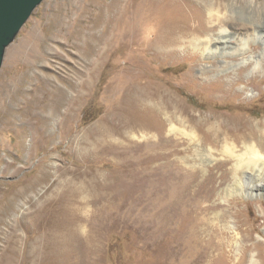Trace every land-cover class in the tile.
<instances>
[{
	"label": "rangeland",
	"instance_id": "1",
	"mask_svg": "<svg viewBox=\"0 0 264 264\" xmlns=\"http://www.w3.org/2000/svg\"><path fill=\"white\" fill-rule=\"evenodd\" d=\"M112 1L42 0L5 50L0 67V264H154L151 255L134 246L130 231L102 224L108 211L95 203L99 184L111 182L104 178L112 171L115 158L106 152L130 140H141L127 130L113 135L103 128L109 105L104 94L108 79L99 80V61L105 57L98 59L94 49L108 46L97 39L105 26L99 11L112 15L114 9H107ZM133 1L135 5L140 2ZM211 1L218 5V0ZM224 1L230 3L231 10L219 14L241 23L242 32L244 26L251 27L254 12L245 9L244 0ZM153 22L149 29L136 31L137 35L149 39L157 28ZM184 38L173 46L182 58L159 64L158 71L168 79L171 92L202 117L226 112L264 123V72L246 66L244 52L231 49V45L227 51L208 55L190 44L192 38ZM107 39L112 42L110 34ZM253 54L258 55V49ZM151 64L152 68L156 65ZM97 84L100 90L87 100ZM35 87L36 92L32 91ZM223 94L227 96L222 101L213 98ZM217 121L214 118L204 130L210 140L201 132L200 147L197 133L194 131L190 141L179 132L186 126L175 122L171 135L179 142L170 146L169 161L179 174H195L197 183L206 181L205 186L212 190L201 205L210 207L207 216L225 231L221 235L225 245L222 258L234 264L237 254L244 253L245 211L248 225L255 226L246 243L264 242V212L259 207L260 200L264 207V199L227 192L231 180L223 184L219 176L207 180L210 168L227 156L223 150L232 140L218 131ZM231 208L238 209L236 217ZM70 227L75 228L72 249L79 256L73 250L70 256H42L46 228L63 233ZM255 253L251 249L246 256ZM223 263V259L216 262Z\"/></svg>",
	"mask_w": 264,
	"mask_h": 264
},
{
	"label": "bare ground",
	"instance_id": "2",
	"mask_svg": "<svg viewBox=\"0 0 264 264\" xmlns=\"http://www.w3.org/2000/svg\"><path fill=\"white\" fill-rule=\"evenodd\" d=\"M243 3L245 9L254 12L251 27L244 26L243 32L240 31L243 27L241 23L231 21L226 14H219L223 9L231 10L230 3L224 0L217 1V9L211 0H140L138 5L133 0H113L107 6V9H114L112 15L104 16L105 11H99L105 26L97 39L99 43L108 44L105 49H94L98 59L105 57L99 61V80L108 79L107 85L103 84L109 104L103 128L110 134L127 130L141 140H130L106 152L115 158L112 171L103 177L111 182L98 183L95 203L102 211H108L102 216V224L111 223L119 229L130 231L134 246L151 255L154 264H216L220 259L227 264L222 258L225 245L221 235L225 231L219 230L207 216L210 207L201 205L212 195V190L207 189L206 181L197 183L195 174H179L169 161L172 153L170 146L179 142L171 135L176 129L175 122H182L186 126L179 132L190 141L197 133V145L200 147L203 145L201 132L206 134V140H210L208 132L204 130L208 123L217 118L218 126L215 127L226 139L232 140L223 150L227 156L215 162L207 180L219 176L220 184L232 181V185L226 188L227 192L235 190L244 196L264 199L263 121L255 124L244 114L226 112L210 113L206 117L198 112L195 114L194 109L171 92L166 81L168 79L164 80L158 71L163 61L182 58L173 46L182 38L190 37V44L201 47L203 53L208 55L227 51L230 49L228 45H231V49L238 48L244 52L246 66L264 72V0H244ZM181 11H185V15L174 17ZM151 20L157 26L155 33L149 39L140 38L136 31L149 29ZM109 34L112 42L107 39ZM255 42L258 46L253 45ZM255 49H258V55L253 54ZM121 59L124 60L122 63ZM152 62L156 63L154 68ZM98 89L97 84L87 100ZM223 89L221 91L225 92V87ZM36 90L35 87L32 91ZM226 96L215 95L213 98L222 101ZM77 97L72 103L76 102ZM164 130L169 133L165 135ZM240 144L241 148H237ZM228 164L231 166L223 169ZM261 201L259 207L264 212ZM230 212L235 217L239 213L238 209L232 208ZM246 213L244 253L242 250L237 256L235 254L234 264H246L247 261L249 264H264V242L246 243L255 229L251 223L248 225ZM43 226L41 230H44ZM48 228V233L43 234L42 256H70L75 228L70 227L63 233H54V229ZM236 228L239 229V225ZM251 249L256 253L246 256ZM74 255L79 256L76 252Z\"/></svg>",
	"mask_w": 264,
	"mask_h": 264
},
{
	"label": "water",
	"instance_id": "3",
	"mask_svg": "<svg viewBox=\"0 0 264 264\" xmlns=\"http://www.w3.org/2000/svg\"><path fill=\"white\" fill-rule=\"evenodd\" d=\"M42 0H0V67L7 46Z\"/></svg>",
	"mask_w": 264,
	"mask_h": 264
}]
</instances>
